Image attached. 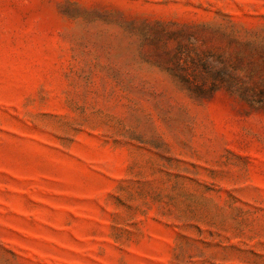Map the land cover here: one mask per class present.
I'll return each instance as SVG.
<instances>
[{
  "label": "rangeland",
  "instance_id": "1",
  "mask_svg": "<svg viewBox=\"0 0 264 264\" xmlns=\"http://www.w3.org/2000/svg\"><path fill=\"white\" fill-rule=\"evenodd\" d=\"M0 264H264V0H0Z\"/></svg>",
  "mask_w": 264,
  "mask_h": 264
}]
</instances>
